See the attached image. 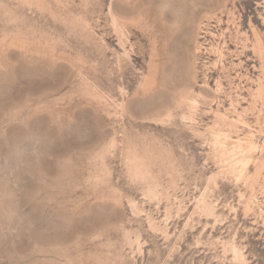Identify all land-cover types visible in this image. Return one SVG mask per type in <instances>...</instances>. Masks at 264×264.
I'll list each match as a JSON object with an SVG mask.
<instances>
[{
    "label": "rangeland",
    "instance_id": "rangeland-1",
    "mask_svg": "<svg viewBox=\"0 0 264 264\" xmlns=\"http://www.w3.org/2000/svg\"><path fill=\"white\" fill-rule=\"evenodd\" d=\"M0 264H264V0H0Z\"/></svg>",
    "mask_w": 264,
    "mask_h": 264
},
{
    "label": "bare ground",
    "instance_id": "bare-ground-1",
    "mask_svg": "<svg viewBox=\"0 0 264 264\" xmlns=\"http://www.w3.org/2000/svg\"><path fill=\"white\" fill-rule=\"evenodd\" d=\"M238 252H239V251H238ZM235 255H236V254H235ZM237 255H239V253H238ZM235 257H236V256H235ZM237 257H238V256H237ZM239 257H241V255H240ZM239 257H238V258H239Z\"/></svg>",
    "mask_w": 264,
    "mask_h": 264
}]
</instances>
